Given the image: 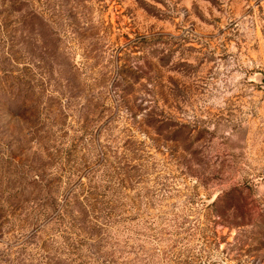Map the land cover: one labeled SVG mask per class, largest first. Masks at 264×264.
I'll return each mask as SVG.
<instances>
[{
	"label": "rangeland",
	"instance_id": "1",
	"mask_svg": "<svg viewBox=\"0 0 264 264\" xmlns=\"http://www.w3.org/2000/svg\"><path fill=\"white\" fill-rule=\"evenodd\" d=\"M14 4L0 264H264V0Z\"/></svg>",
	"mask_w": 264,
	"mask_h": 264
},
{
	"label": "trees",
	"instance_id": "2",
	"mask_svg": "<svg viewBox=\"0 0 264 264\" xmlns=\"http://www.w3.org/2000/svg\"><path fill=\"white\" fill-rule=\"evenodd\" d=\"M14 1L0 0V107L7 97H15L19 90L33 94L34 79L29 75L30 63L21 61L31 56L29 26L33 23L28 19L33 16L30 11L20 14L21 8L15 6ZM20 34L21 37L18 36ZM37 82L36 86L40 88L42 81Z\"/></svg>",
	"mask_w": 264,
	"mask_h": 264
},
{
	"label": "water",
	"instance_id": "3",
	"mask_svg": "<svg viewBox=\"0 0 264 264\" xmlns=\"http://www.w3.org/2000/svg\"><path fill=\"white\" fill-rule=\"evenodd\" d=\"M261 81H263V82H264V78H263V77L261 78Z\"/></svg>",
	"mask_w": 264,
	"mask_h": 264
}]
</instances>
